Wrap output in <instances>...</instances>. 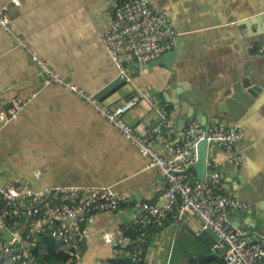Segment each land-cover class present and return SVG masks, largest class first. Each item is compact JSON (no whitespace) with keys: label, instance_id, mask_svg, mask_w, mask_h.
Here are the masks:
<instances>
[{"label":"crops","instance_id":"crops-1","mask_svg":"<svg viewBox=\"0 0 264 264\" xmlns=\"http://www.w3.org/2000/svg\"><path fill=\"white\" fill-rule=\"evenodd\" d=\"M148 1L180 33L174 39L177 56L171 69L130 65L128 82L96 101L101 107L115 108L141 93L140 102L124 118L133 127L150 129L158 116L147 98L155 97L168 111L169 125L163 134L178 139L182 105L187 110L192 103L214 122L220 113L217 105L235 82L261 86L262 92L244 114L227 120L228 126L242 133L236 148L242 161H222L225 152L220 149L207 152V161L218 163L222 192L249 205L233 212L231 221L249 227L256 239L264 234V221L249 225L264 199V0ZM0 6L12 23L11 32L0 28V110L13 97L36 93L13 119L0 121V180L35 189L110 186L126 193L129 201L118 210L89 217L80 246L78 264H111L113 258L122 257L121 243L133 238L122 224L135 214L137 203L157 200L165 181L95 103L84 98L94 97L119 76L99 39L108 26V0H0ZM33 53L77 85L79 93L46 82ZM198 227L193 215L177 228L169 218L164 228L152 232L143 263L224 264L216 235L211 230L199 232ZM106 234L111 235L110 242L104 240ZM53 241L56 251L58 243ZM37 249L38 254H46L43 247ZM0 264L12 263L0 256Z\"/></svg>","mask_w":264,"mask_h":264},{"label":"built area","instance_id":"built-area-1","mask_svg":"<svg viewBox=\"0 0 264 264\" xmlns=\"http://www.w3.org/2000/svg\"><path fill=\"white\" fill-rule=\"evenodd\" d=\"M106 12L108 26L99 33V39L119 75L128 76L130 65L159 58L174 46V39L180 34L170 25L166 14L155 11L148 0H108ZM0 28L12 31L11 18L4 6H0ZM33 54L46 82L79 93L77 85L65 81ZM35 95L33 92L25 98L13 97L0 110V121L13 119ZM141 97L136 92L115 108L99 106L93 96L84 97L95 103L99 113L165 181L157 200L137 203L135 214L122 224L123 230L132 231L133 238L121 243L119 253L126 254L132 262L143 261L153 231L164 228L169 218L177 228L193 215L199 220V232L211 230L216 235L224 264H264V234L253 239L249 227L233 225L230 215L246 210L249 205L222 192L223 177L218 163L206 158L209 178L203 181L193 178V169L186 170L196 161V145L204 136V127L191 120L183 127L181 138H167L163 129L169 125L168 111L155 97L147 100L158 116L157 123L150 129L142 125L133 127L124 116L137 106ZM241 138L242 133L235 127L211 125L207 152L223 150L222 161L239 164L242 156L236 148ZM128 201L126 193L115 192L110 186L50 185L35 189L15 180L0 183V256L12 264H41L34 253V242L36 238L49 236L58 243L56 252L67 255V260L59 264H78L89 217L116 211ZM103 238L107 242L112 240L109 234Z\"/></svg>","mask_w":264,"mask_h":264},{"label":"water","instance_id":"water-1","mask_svg":"<svg viewBox=\"0 0 264 264\" xmlns=\"http://www.w3.org/2000/svg\"><path fill=\"white\" fill-rule=\"evenodd\" d=\"M261 17L262 16H257V19H260ZM176 56L177 49L175 46H173L170 50L164 52L159 58L151 60L147 63L138 64L142 68L164 66L169 70L171 69L173 60L176 58ZM128 80V76L126 75L117 76L111 82L99 89L95 93L94 98L96 100H102L108 94L113 92L117 87L128 82ZM261 92L262 87L257 84H253L251 81L247 83L235 82L231 86L230 93L217 105V109L220 113L218 115L217 120L214 122L211 121L206 114H203V112L200 111L197 107H195V105H193L192 103H188L190 107L187 108V110H185L184 105H182L183 110L181 112V115L183 116V118L181 119V124H178L180 131H182L185 124L191 120H196L204 127V136L197 142L196 145V161L189 165V167L186 169H193V178L195 180L203 181L205 178H209V176L206 175V158L208 148L207 136L209 127L213 124L228 126L229 124L227 123V120L241 117L246 111V109L251 104H253L254 100L258 97L259 93ZM224 120H226V122L222 123V121ZM253 212L255 217L254 221L249 224L250 226L255 225L257 219L264 221V199L258 205V209H255ZM232 223L235 227H245V225H240L238 221H233Z\"/></svg>","mask_w":264,"mask_h":264},{"label":"trees","instance_id":"trees-1","mask_svg":"<svg viewBox=\"0 0 264 264\" xmlns=\"http://www.w3.org/2000/svg\"><path fill=\"white\" fill-rule=\"evenodd\" d=\"M126 232L132 233V231H130V230H126ZM55 245L56 244L53 241V239H51V237H49V236H41L40 237V240L34 246V253L37 255V259H38V261L41 262V264H44V263L52 264V262L53 263H55V262L56 263H63L67 260V255L55 251V249H54ZM39 247H43V249L46 250V254H44V255L38 254L37 248H39ZM111 264H144V263H143V261L132 262L126 254H123L122 257L118 256V257L113 258L111 260ZM191 264H193V261Z\"/></svg>","mask_w":264,"mask_h":264},{"label":"rangeland","instance_id":"rangeland-1","mask_svg":"<svg viewBox=\"0 0 264 264\" xmlns=\"http://www.w3.org/2000/svg\"><path fill=\"white\" fill-rule=\"evenodd\" d=\"M0 183L3 184V182H1V180H0ZM4 183H5V182H4Z\"/></svg>","mask_w":264,"mask_h":264}]
</instances>
